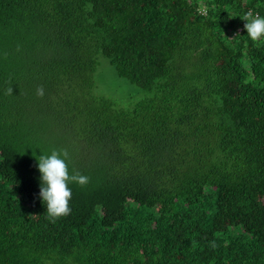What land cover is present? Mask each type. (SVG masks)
<instances>
[{
	"label": "trees",
	"instance_id": "trees-1",
	"mask_svg": "<svg viewBox=\"0 0 264 264\" xmlns=\"http://www.w3.org/2000/svg\"><path fill=\"white\" fill-rule=\"evenodd\" d=\"M248 11L264 0H0V264H264ZM101 58L139 99L103 92ZM54 149L88 182L52 220Z\"/></svg>",
	"mask_w": 264,
	"mask_h": 264
},
{
	"label": "clouds",
	"instance_id": "clouds-1",
	"mask_svg": "<svg viewBox=\"0 0 264 264\" xmlns=\"http://www.w3.org/2000/svg\"><path fill=\"white\" fill-rule=\"evenodd\" d=\"M241 18L246 21L244 28L247 36L257 42L264 38V16L253 14L248 11ZM38 94L43 95V89H38ZM38 170L40 172V197L46 206V213L52 220L70 213V200L72 190L70 183L84 185L88 182V177L73 172L70 174L68 167V152L66 150H52L50 154L37 157Z\"/></svg>",
	"mask_w": 264,
	"mask_h": 264
},
{
	"label": "rangeland",
	"instance_id": "rangeland-1",
	"mask_svg": "<svg viewBox=\"0 0 264 264\" xmlns=\"http://www.w3.org/2000/svg\"><path fill=\"white\" fill-rule=\"evenodd\" d=\"M106 64L101 65L100 69L103 75L101 76V85L103 92L110 98L114 99L118 105H128L139 99L140 94L135 86H131L127 81L116 78L113 69L108 62L101 58Z\"/></svg>",
	"mask_w": 264,
	"mask_h": 264
}]
</instances>
